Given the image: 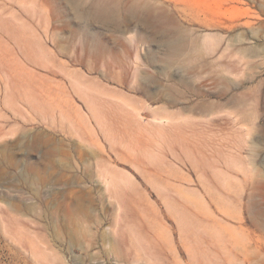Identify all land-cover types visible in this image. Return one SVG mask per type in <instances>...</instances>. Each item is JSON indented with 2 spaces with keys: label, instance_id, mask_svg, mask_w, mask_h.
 Instances as JSON below:
<instances>
[{
  "label": "rangeland",
  "instance_id": "374dc122",
  "mask_svg": "<svg viewBox=\"0 0 264 264\" xmlns=\"http://www.w3.org/2000/svg\"><path fill=\"white\" fill-rule=\"evenodd\" d=\"M0 264H264V0H0Z\"/></svg>",
  "mask_w": 264,
  "mask_h": 264
}]
</instances>
